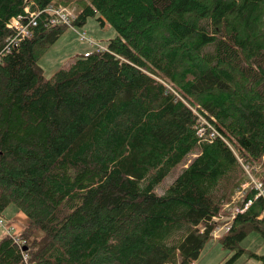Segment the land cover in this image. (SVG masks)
<instances>
[{
	"label": "trees",
	"instance_id": "1",
	"mask_svg": "<svg viewBox=\"0 0 264 264\" xmlns=\"http://www.w3.org/2000/svg\"><path fill=\"white\" fill-rule=\"evenodd\" d=\"M57 7L115 35L45 79ZM251 179L264 189V0H0V217L27 219L18 243L0 229V264H196L244 184L218 242L225 264H264L240 247L264 241Z\"/></svg>",
	"mask_w": 264,
	"mask_h": 264
},
{
	"label": "rangeland",
	"instance_id": "2",
	"mask_svg": "<svg viewBox=\"0 0 264 264\" xmlns=\"http://www.w3.org/2000/svg\"><path fill=\"white\" fill-rule=\"evenodd\" d=\"M64 25V24H63ZM66 30L62 32L59 39L52 44L45 52L39 57L37 63L43 70V76L45 79H50L53 74L59 69H66L77 57L85 55L90 51L96 49L98 46L105 48L109 39L114 37L115 32L111 26L105 25L101 27L96 19L88 18L86 23L82 27H75L73 30L70 26L64 25ZM84 33V35H82ZM82 36L84 38H82ZM196 113V112H195ZM209 131L211 127L207 124ZM203 130H198V134L202 135ZM212 132V131H211ZM191 158V156H190ZM178 171L175 170L171 175L167 176L162 183L155 187V192L159 195L165 191L168 184L172 182L175 174ZM243 187L238 190L230 199L228 203H225L222 214L213 221L218 222L219 225L213 230L212 235L215 237V230L220 229L217 234L220 236L225 233V228L235 215L240 204L241 197L243 196ZM15 207L8 206L3 213L6 222L13 223V219L16 215ZM13 225V224H12ZM14 226V225H13ZM1 233V232H0ZM17 235L19 232L16 231ZM213 236L203 246L202 251L196 261V264H225L231 257L232 252H229L222 248L218 239H214ZM219 237V235H218ZM217 237V238H218ZM240 247L244 250H248L257 254L264 253V241L260 235L255 232H251L241 243ZM234 264H259L258 261L249 258L244 253Z\"/></svg>",
	"mask_w": 264,
	"mask_h": 264
},
{
	"label": "built area",
	"instance_id": "3",
	"mask_svg": "<svg viewBox=\"0 0 264 264\" xmlns=\"http://www.w3.org/2000/svg\"><path fill=\"white\" fill-rule=\"evenodd\" d=\"M48 11L53 15V18L51 21L53 24L68 25L73 30H75V28L72 25V21L74 20L75 15L71 9L57 7V8H50ZM25 13H28L27 9H25ZM35 18H36V12L28 14V20L25 24L22 23L20 17L12 18L10 20L8 26L17 31L16 38L18 36L20 38H27L31 35L32 27H34L36 25ZM82 35H84V33ZM82 38H84V37L82 36ZM99 49H103V48L99 46ZM251 181H252L255 189L257 190V196H262L264 198V189H263L261 183L257 180H253V179H251ZM243 189H244V187H243ZM249 203L250 202H247L244 205V208H246ZM0 229L3 230V232H5L6 234H8L10 237H12L15 242H17V243L19 242L18 237L14 234L15 228L11 225V223L6 222L1 217H0ZM219 230L220 229L215 230V237L212 235L214 239L215 238L218 239L220 237V234H217ZM227 230H228V226L225 228V231H227ZM218 235H219V237H218Z\"/></svg>",
	"mask_w": 264,
	"mask_h": 264
},
{
	"label": "crops",
	"instance_id": "4",
	"mask_svg": "<svg viewBox=\"0 0 264 264\" xmlns=\"http://www.w3.org/2000/svg\"><path fill=\"white\" fill-rule=\"evenodd\" d=\"M102 47V46H100ZM13 221V225L16 229L17 232H20V230H22V228L26 225L27 223V219L26 217L20 213V212H17L14 219L12 220ZM257 254V253H256Z\"/></svg>",
	"mask_w": 264,
	"mask_h": 264
}]
</instances>
